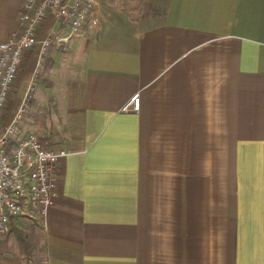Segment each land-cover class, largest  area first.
Returning a JSON list of instances; mask_svg holds the SVG:
<instances>
[{
    "label": "crops",
    "instance_id": "obj_1",
    "mask_svg": "<svg viewBox=\"0 0 264 264\" xmlns=\"http://www.w3.org/2000/svg\"><path fill=\"white\" fill-rule=\"evenodd\" d=\"M23 1L0 0V42ZM147 3L131 21L99 0L44 55L24 126L68 154L42 223L16 221L33 224L42 264H264V0ZM35 63L25 51L2 125ZM134 94L138 111H121ZM0 264H23L12 235Z\"/></svg>",
    "mask_w": 264,
    "mask_h": 264
},
{
    "label": "built area",
    "instance_id": "obj_2",
    "mask_svg": "<svg viewBox=\"0 0 264 264\" xmlns=\"http://www.w3.org/2000/svg\"><path fill=\"white\" fill-rule=\"evenodd\" d=\"M99 0H24L17 16L19 31L0 42V237L17 218L42 223L54 203L56 170L68 152L51 147L34 131L27 130V119L37 74L44 55L64 50L70 40L84 31L92 9ZM50 25L44 35L42 22ZM36 51V63L22 96L2 125L3 110L16 80L25 51ZM138 94L132 95L121 111L136 112Z\"/></svg>",
    "mask_w": 264,
    "mask_h": 264
},
{
    "label": "trees",
    "instance_id": "obj_3",
    "mask_svg": "<svg viewBox=\"0 0 264 264\" xmlns=\"http://www.w3.org/2000/svg\"><path fill=\"white\" fill-rule=\"evenodd\" d=\"M144 0H101L106 7L113 9L118 14L129 20H133L130 16L131 12L139 11ZM132 4H135L132 6ZM17 219L13 220L6 236L12 235L16 241L23 264H42L43 257L40 256L42 249L38 245L37 237L32 231L31 224L25 222L17 223ZM19 224V226H18Z\"/></svg>",
    "mask_w": 264,
    "mask_h": 264
},
{
    "label": "rangeland",
    "instance_id": "obj_4",
    "mask_svg": "<svg viewBox=\"0 0 264 264\" xmlns=\"http://www.w3.org/2000/svg\"><path fill=\"white\" fill-rule=\"evenodd\" d=\"M148 0H144L143 1V5L148 4L147 3ZM135 4H132V6H134ZM142 6V5H141ZM150 6V5H149ZM150 11V10H149ZM152 12V10H151ZM141 13V7L140 10L137 11H133L131 12L130 16L133 18H138L140 16ZM63 51V50H61ZM64 53V52H63ZM51 64L48 61L45 64V70H50ZM64 65L61 62H58L55 66H54V74L56 73V77H54V80L52 81L53 83V87H52V95L50 96V99H54V129L58 132H61V130L63 131V128L61 129V126L59 125L60 122H64V118L66 117L65 111H66V99H65V89L63 88V75H64ZM63 74V75H62ZM61 84V86H60ZM51 105L46 106L47 109H51ZM60 136L63 138L62 133H60ZM60 139V138H57ZM25 224H31L33 225L31 222L28 221H24ZM40 256H42V252L40 253Z\"/></svg>",
    "mask_w": 264,
    "mask_h": 264
}]
</instances>
